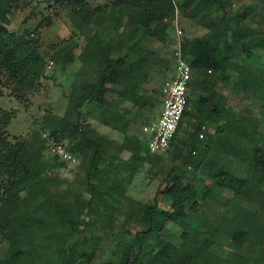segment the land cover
<instances>
[{
    "label": "rangeland",
    "instance_id": "rangeland-1",
    "mask_svg": "<svg viewBox=\"0 0 264 264\" xmlns=\"http://www.w3.org/2000/svg\"><path fill=\"white\" fill-rule=\"evenodd\" d=\"M189 0H174L176 5L173 19L165 18L158 26L152 25L151 46L158 54L152 60H144L140 55L134 60L141 65L142 84L133 86H112L104 102L110 105L119 101L121 112L128 113L118 127L104 123V106L87 100V93L81 92L78 103L80 120L90 122L94 129L110 137L115 145L127 150L140 151L141 145L132 136L142 137L141 126L149 118L155 117L161 88L173 72L175 53L179 44L192 43L194 48L187 58H191L199 48L211 52L217 49L218 30L223 28L220 19L213 21L199 0L189 4ZM226 17L233 20V11L247 6L245 23L264 39V0H232ZM114 0H92V5H101L108 12L114 9ZM201 5V6H200ZM120 10V9H119ZM108 21L115 32L122 31L126 12H117ZM3 23L12 31L24 33L37 44L39 60L18 82L8 81L0 74V115L9 113V122L4 130L12 143L24 142L25 150L19 154L20 161L32 174L23 173L19 178L23 184L32 182L33 174L48 178L52 191L58 192L62 200L76 205L80 195L88 198L90 193L86 182V172L82 169L81 157L70 151L69 135L76 112L71 101L75 84L95 78V72L82 73V52L88 51L97 35L96 26L89 24L83 12H75L59 0H12L3 16ZM181 30V34H179ZM135 38L146 35V29L138 25L132 30ZM113 43L117 41L114 38ZM141 52V51H140ZM113 54V44L106 42L101 55L105 61ZM225 65L230 73L217 86V99L238 115V119L227 136L229 140H245L249 130H257L264 135V83L258 84L239 74V65H250L255 73L264 77V50L257 53L238 46L227 58ZM194 89V88H193ZM207 95V91H201ZM196 105V104H195ZM186 116L172 146L162 152L150 153L133 182L127 189L124 201L115 210V225L106 228L94 222L89 230L88 245L94 262L106 264H128L116 254L119 243H129L135 248L134 264H186L189 258L197 257L214 263L225 245L211 244L190 229V221L169 222L164 210L171 208V202L164 190L168 184L171 168L176 167L187 173L186 181L212 183L217 200L202 203L200 211L208 218L203 225L206 229L228 235L231 230L212 219L215 210L223 209L224 202L246 204L245 195L250 187L244 178L252 157L232 145L231 141L216 136L214 129L203 128L198 137L196 121L197 108ZM228 115V116H227ZM225 120L230 118L227 114ZM201 134L204 136L201 137ZM231 138V139H230ZM64 151L71 158L63 156ZM188 157L189 162L184 159ZM63 163V165L61 164ZM222 177L226 186L221 188L214 177ZM9 174L0 172V221L6 217L3 209L5 188ZM219 195V196H218ZM227 199V200H226ZM226 200V201H225ZM144 205H153L154 212L146 217L142 214ZM257 215L264 219V209L257 207ZM73 217L81 220L76 212ZM151 224V230H149ZM241 233L256 239L264 231L262 224L246 219ZM187 232L186 238L183 233ZM6 243L0 245V255H4ZM241 264H247L250 249L246 248Z\"/></svg>",
    "mask_w": 264,
    "mask_h": 264
},
{
    "label": "trees",
    "instance_id": "trees-1",
    "mask_svg": "<svg viewBox=\"0 0 264 264\" xmlns=\"http://www.w3.org/2000/svg\"><path fill=\"white\" fill-rule=\"evenodd\" d=\"M11 1L0 0V74L8 81L18 82L39 60L40 54L36 42L28 35L12 31L3 23V16ZM59 1L61 4H69L75 12H83L88 23L97 28V35L90 49L80 55L83 62L82 73L87 71L90 74L94 71L96 75L94 79L79 81L73 88L71 101L76 117L72 123L73 132L68 139L71 153L81 157L90 196L86 198L80 195L76 205L66 204L61 195L49 187L48 178L41 174H33L32 182L23 184L18 175L19 170L32 174L18 157L24 152L25 143H12L9 140L4 130L9 122V113L0 115V172L9 174L3 203L6 217L0 221V245L5 242L6 250L3 256L0 255V264H106L93 261L87 234L92 230L94 222H100L104 228L115 225L116 208L124 201L127 189L143 166L146 156L152 153L144 138L135 134L132 138L142 144L140 151L127 150L120 145L117 147L110 137L96 131L90 122L80 120L78 103L81 92H86L88 101L104 106L105 124L115 128L124 121L128 113L121 112L118 99L105 105L106 97L112 86L143 83L140 79L141 65L134 58L140 55L142 59L150 61L158 57L149 40L154 33L152 25L158 26L165 18H174V0H114L112 12L101 5L93 6L92 0ZM231 1L198 2L213 21L220 19L219 24L223 26L216 35L218 44L215 52L199 48L189 59L187 56L194 45L187 42L182 47L183 55L190 61L193 69L189 97L191 109L186 114L191 115L193 104H196L198 119L193 138L198 137L205 127L214 129L216 136L229 140L227 134L236 123L238 115L216 97L218 84L226 80L230 73L225 61L238 46L255 54L258 47L264 50L263 37H257L255 30L245 23L247 6L233 11L235 20L226 17L228 9L232 7ZM194 2L195 0L188 1L189 4ZM113 12H126V19H118L123 21L122 31L115 32L114 37L111 36L113 31L108 23ZM138 25L146 29V35L142 38L132 35V30ZM114 38H117L115 43ZM106 42L113 44V54L102 61L101 55ZM238 72L255 83H264V77L255 73L250 65H239ZM202 89L208 92L207 95L201 93ZM159 102L160 100L158 104ZM260 104L264 106L263 101ZM227 114L230 118L225 120ZM182 125L183 123L179 131ZM229 141L252 157L244 178L250 187V192L245 195L246 204L224 202L225 207L212 214L213 220L232 231L230 235L215 233L203 226L208 215L200 211L201 204L217 200L212 183H206L204 179L197 184L186 181L187 173L176 167L171 168L167 179L164 194L168 196L171 208L164 210L165 218L172 223L190 221V229L205 241L226 246L214 263L191 257L186 264H241L246 248L250 249L247 264H264V231L256 239L247 237L240 231L247 218L264 227V219L257 215L259 210L256 208L264 209V135L257 130H249L245 140ZM189 159L186 157L184 162L188 163ZM214 181L221 188L226 186L222 177L215 176ZM141 211L151 220L154 206L144 205ZM74 212L85 223L75 219ZM149 227L148 233L151 224ZM187 235V232L183 233L184 238ZM116 254L128 264H134L135 248L129 243H119Z\"/></svg>",
    "mask_w": 264,
    "mask_h": 264
},
{
    "label": "built area",
    "instance_id": "built-area-1",
    "mask_svg": "<svg viewBox=\"0 0 264 264\" xmlns=\"http://www.w3.org/2000/svg\"><path fill=\"white\" fill-rule=\"evenodd\" d=\"M181 34V30L178 31ZM193 69L190 61L184 57L179 44L175 53L173 72L163 84L159 106L155 117H151L141 126V134L152 153L168 149L176 138L180 125L185 120L190 107V93ZM204 135L201 134V137ZM63 156L70 155L61 151Z\"/></svg>",
    "mask_w": 264,
    "mask_h": 264
}]
</instances>
